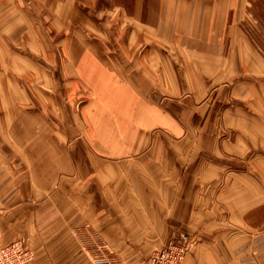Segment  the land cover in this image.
<instances>
[{
	"label": "crops",
	"instance_id": "1",
	"mask_svg": "<svg viewBox=\"0 0 264 264\" xmlns=\"http://www.w3.org/2000/svg\"><path fill=\"white\" fill-rule=\"evenodd\" d=\"M57 6L63 58L93 106L108 108L107 128L83 129L95 147L77 146L76 131L69 140L60 133L66 145L53 148L49 121L27 133V147L16 149L21 166L0 170V244L25 239L31 264H92L101 255L142 264L187 232L193 242L181 264H264V62L228 21L237 5L112 0L109 12L139 21L106 53L89 20L94 3L49 5ZM181 105L187 118L177 120ZM20 114L39 124L37 111Z\"/></svg>",
	"mask_w": 264,
	"mask_h": 264
},
{
	"label": "rangeland",
	"instance_id": "2",
	"mask_svg": "<svg viewBox=\"0 0 264 264\" xmlns=\"http://www.w3.org/2000/svg\"><path fill=\"white\" fill-rule=\"evenodd\" d=\"M51 1L54 0H0V170L3 172L17 164L21 166L22 155L17 150L27 147L25 145L27 133L33 131L38 133L41 121L45 124L47 121L50 122L48 126L52 133L53 148L66 145L65 139L59 143L60 133L63 135L65 132L68 133L69 140L71 134L76 131L80 139V142L77 141L79 142L77 146L95 147L98 141L85 140L83 142L81 134L83 137L87 127H90L91 131L98 130L99 132L107 128L104 119L107 116L105 110L107 111L108 108L93 106L97 104L95 101H89L93 93L91 94L82 84L75 82L73 71L63 58V49L58 37L61 30L60 15L65 12H61L59 6L56 11H52L49 7ZM75 1L94 3L95 11L89 13V20L96 22L95 25L101 31L100 35L106 39L101 45L105 53L108 50V44L110 46V43L114 44V41H117V44L124 43L123 37L128 36L134 26L132 22L139 21V17L135 16L134 12H109L106 5L108 3L111 5L112 0ZM227 2L228 10L237 5L235 9L233 7L230 10L228 21L232 20L237 30L244 33L264 62V0H227ZM71 15L72 18L75 17L74 13ZM134 30L138 29L135 27L132 34ZM225 33L231 32L226 30ZM224 77H221L223 82L228 84L237 79V77H229V79ZM152 79L154 76L149 75L147 80ZM153 82L159 83L155 80ZM224 83L218 85H225ZM216 92L217 90L212 91L213 98H216ZM100 101V103H105ZM235 104L234 100H230L227 104L232 110L230 112L232 115L235 114ZM28 109L37 111L35 120L40 125H28L25 122L27 118H23L20 112ZM179 112L177 120L187 118L183 116L186 115V106L181 105ZM228 126L222 129L224 137L230 134L231 127L233 128L234 125ZM183 127L185 131L189 130L188 125L183 124ZM194 127L200 129L198 124ZM36 133L34 135L38 137ZM16 135L23 138L17 140ZM73 142L68 141V146L71 147ZM104 142L106 143V140ZM32 145L44 147L37 139ZM13 174L15 176L19 173ZM182 234L188 235L190 240L185 255L193 242L187 232L173 233L163 245L170 241L177 242ZM16 242L21 243L22 247L30 251L32 257L27 263H33L36 253L23 238L2 243L0 248ZM150 253L144 258L142 264L147 262ZM91 263L112 264L104 255L93 258Z\"/></svg>",
	"mask_w": 264,
	"mask_h": 264
},
{
	"label": "built area",
	"instance_id": "3",
	"mask_svg": "<svg viewBox=\"0 0 264 264\" xmlns=\"http://www.w3.org/2000/svg\"><path fill=\"white\" fill-rule=\"evenodd\" d=\"M189 244L188 235L182 234L177 242L170 241L153 249L144 264H181ZM31 257L30 251L22 247L19 242L0 248V264H28Z\"/></svg>",
	"mask_w": 264,
	"mask_h": 264
}]
</instances>
